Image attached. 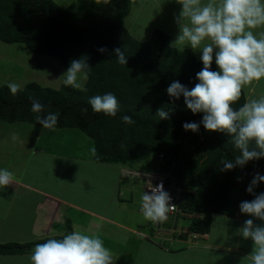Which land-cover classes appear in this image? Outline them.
Listing matches in <instances>:
<instances>
[{
	"label": "trees",
	"instance_id": "1",
	"mask_svg": "<svg viewBox=\"0 0 264 264\" xmlns=\"http://www.w3.org/2000/svg\"><path fill=\"white\" fill-rule=\"evenodd\" d=\"M130 11L131 0H77L75 10L63 8L56 0H0L1 40L25 43L67 67L73 59H84L91 67L78 89L30 82L13 96L7 85H1L0 120L40 125L29 100L37 98L45 105L41 115L60 113L56 128H77L91 137L99 160L134 166L142 159L159 161L155 170L174 176L183 187L180 208L202 215L191 219V230L208 233L214 215L234 216L242 201L254 199L246 189L255 173L264 175V158L221 171L222 161L240 154L231 136L208 131L203 124L198 132L185 131L183 124L199 123L203 113L193 114L183 97L173 103L166 92L174 80L194 87L202 61L189 48L172 47L170 34L161 28L145 40L136 38L126 25ZM101 47L108 51L98 52ZM115 48L124 51L126 65L117 62ZM211 70L218 71L214 61ZM108 92L120 103L115 117L96 113L88 104L90 97ZM246 96L243 90L233 107L241 106ZM161 107L172 109L169 119L156 116ZM125 114L135 123H123ZM255 192H264V182ZM32 249V243H0V254Z\"/></svg>",
	"mask_w": 264,
	"mask_h": 264
},
{
	"label": "crops",
	"instance_id": "2",
	"mask_svg": "<svg viewBox=\"0 0 264 264\" xmlns=\"http://www.w3.org/2000/svg\"><path fill=\"white\" fill-rule=\"evenodd\" d=\"M76 4L77 0H69L66 5L73 9ZM92 147L94 140L77 128L49 130L31 122L0 120V169L15 176L12 185L0 188V243L38 244L79 230L98 234L116 257L115 264H140L138 259L156 255L143 264H203L202 257H209L206 264H238L239 258L247 259L253 251V241L244 239L238 230L247 219L257 225L264 221L240 209L234 216L214 215L208 233L193 232L190 224L178 228L172 223L136 221V215L142 214L145 184L127 171L152 168L101 161L92 154ZM105 165L109 171L106 177L102 174V182L109 183L93 186L86 195L91 181L87 172L102 171ZM121 170L125 180L133 182L126 185L124 195ZM219 215L223 216L220 221L215 219ZM32 250L0 254V264H30ZM169 253L179 257H167Z\"/></svg>",
	"mask_w": 264,
	"mask_h": 264
},
{
	"label": "clouds",
	"instance_id": "3",
	"mask_svg": "<svg viewBox=\"0 0 264 264\" xmlns=\"http://www.w3.org/2000/svg\"><path fill=\"white\" fill-rule=\"evenodd\" d=\"M178 3L182 8L174 15V21L179 33L171 46L190 47L201 52L203 68L196 73L199 82L191 89L174 80L166 92L173 103L183 97L188 110L193 114L203 113L199 123L185 122V131L198 132L203 124L208 131L231 136V142L240 154L234 160L222 161L221 171L243 168L249 161L264 158V93L256 95L255 88L249 87L245 102L238 108L233 107L246 87L264 80V0H178ZM97 51L105 53L108 50L101 47ZM113 52L119 64H127L121 48H115ZM213 61L218 71L211 70ZM90 68L84 59L71 60L62 75L64 85L80 88L78 81L88 79ZM7 87L13 96L21 88L14 82L8 83ZM29 100L31 111L37 114V123L44 129H55L60 113L41 115L45 105L37 98L29 97ZM88 104L94 112L112 117L120 110L119 100L111 92L90 97ZM171 111L161 107L156 116L169 119ZM121 121L135 123L126 114ZM91 152L95 155L96 148L92 147ZM14 182L13 172L0 169V188ZM261 182H264V175L255 173L246 189L254 199L242 201L239 209L242 214L264 221V192H255ZM171 199L162 184L152 186L150 192L144 191L140 202L144 219L153 223L165 222L174 207ZM238 232L244 239L253 241V251L246 257L250 264H264V224L257 225L253 219H247ZM28 259L30 264H115L116 257L98 234L74 230L62 238H49L36 244Z\"/></svg>",
	"mask_w": 264,
	"mask_h": 264
},
{
	"label": "rangeland",
	"instance_id": "4",
	"mask_svg": "<svg viewBox=\"0 0 264 264\" xmlns=\"http://www.w3.org/2000/svg\"><path fill=\"white\" fill-rule=\"evenodd\" d=\"M68 1L69 0H57V2L60 5H62L63 8L72 9L71 5H66L68 4ZM181 8L182 5L178 3V0H131V11L126 17V25L130 29V32L140 40H145L149 38L156 28H161L170 34L171 42H172L179 33V27L174 21V15H178L179 12L181 11ZM75 9L76 6L72 10ZM176 47L180 49H186V48L191 49L190 47H185V48L181 46H176ZM194 52L197 58L200 59L202 53L199 51H194ZM67 69L68 67L62 61H60L58 58H56L51 54L48 53L38 54L32 51L25 43L5 42L0 39V86L4 84H8L10 82H14L19 84L21 88H23L30 82H38L43 86L59 89L64 84L63 83L64 77L62 75L63 73L66 72ZM78 82L80 84H83L85 80L80 79ZM249 87L255 88L256 95H259L260 93H264V80L258 83L254 82L253 85L246 87L244 89L246 95L249 94ZM139 161L135 166L138 167V165H144V166L146 165L147 167L152 168L151 170H153V172H157L155 168L158 167L159 161L145 162L144 159ZM130 167H134V165H130ZM108 171L109 168L108 166L105 165L102 171L101 169L100 170L92 169L91 171L87 172L88 178L91 181L89 182V185L87 187L88 190L86 192V195L90 193L91 188L93 186L95 187L103 183L102 174H104V176L106 177ZM109 174L111 175V173ZM123 176L126 175L122 172L120 176V180L122 181L121 183L122 195H124L125 193L126 185L133 184V182L131 181L132 179L125 180L126 177ZM129 176H133V175L129 174ZM107 183L109 182H104L103 183L104 186H106ZM132 204L133 203H130L129 205ZM217 218L220 221L223 218V216L220 215L216 216L215 219ZM135 220L150 223V221H146L144 219L142 214H137ZM162 223L163 224L172 223V227L177 226L178 228H181L183 226H189L190 219L188 217L181 216L177 220H174L173 217L171 216L165 222ZM214 228L216 232V224ZM161 236L163 237L164 235L161 234ZM167 244L169 246L168 241ZM35 245L36 244L32 243L33 248L35 247ZM178 255H179L178 253H169L167 257H179ZM138 257L140 258V253ZM156 257H159V255H156ZM156 257L155 256L144 257V260L138 259V261L140 264H143V261L144 262L153 261L156 259ZM207 258L209 257L201 258L203 264L207 263ZM230 258L232 259V257ZM238 261H239L238 264L241 263L250 264V261L244 258H239Z\"/></svg>",
	"mask_w": 264,
	"mask_h": 264
},
{
	"label": "built area",
	"instance_id": "5",
	"mask_svg": "<svg viewBox=\"0 0 264 264\" xmlns=\"http://www.w3.org/2000/svg\"><path fill=\"white\" fill-rule=\"evenodd\" d=\"M163 155L161 154L160 157ZM128 174L138 176L144 181L145 192H150L152 186L163 185V189L167 191L171 196V203L174 207L169 211L168 218L173 217L176 220L179 216L182 217H197L201 215H195V213H190L182 210L180 208L181 193L183 192V187L179 181L171 175L165 173H152L149 171H127ZM126 172V173H127Z\"/></svg>",
	"mask_w": 264,
	"mask_h": 264
}]
</instances>
